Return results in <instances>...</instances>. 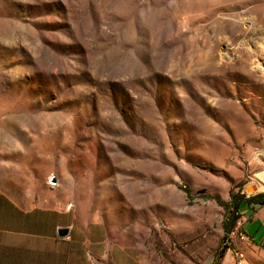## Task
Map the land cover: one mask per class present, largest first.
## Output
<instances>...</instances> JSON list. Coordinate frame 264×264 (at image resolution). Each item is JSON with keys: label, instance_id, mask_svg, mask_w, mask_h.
Segmentation results:
<instances>
[{"label": "rangeland", "instance_id": "obj_1", "mask_svg": "<svg viewBox=\"0 0 264 264\" xmlns=\"http://www.w3.org/2000/svg\"><path fill=\"white\" fill-rule=\"evenodd\" d=\"M263 154L264 0H0V170L76 239L222 246Z\"/></svg>", "mask_w": 264, "mask_h": 264}, {"label": "crops", "instance_id": "obj_2", "mask_svg": "<svg viewBox=\"0 0 264 264\" xmlns=\"http://www.w3.org/2000/svg\"><path fill=\"white\" fill-rule=\"evenodd\" d=\"M10 184L0 170V264H234L233 248L243 250L247 263L264 264V205L255 204L260 196L238 208L248 241L232 236L229 245L221 246L208 229L194 226H175L169 232L147 228L134 240L124 234L114 241L109 232L100 240L96 230L76 239L73 213L23 202ZM232 226L221 227L220 236L228 235ZM59 229L67 234L60 236ZM217 249L221 255L215 254Z\"/></svg>", "mask_w": 264, "mask_h": 264}, {"label": "built area", "instance_id": "obj_3", "mask_svg": "<svg viewBox=\"0 0 264 264\" xmlns=\"http://www.w3.org/2000/svg\"><path fill=\"white\" fill-rule=\"evenodd\" d=\"M50 184H55V182H50ZM243 220L237 218L233 223L232 229L229 232L225 240L222 242V245H229L231 243L232 236H235L240 241H248L246 234L241 230ZM233 256L235 259L234 264H249L244 259L243 250L240 248H233Z\"/></svg>", "mask_w": 264, "mask_h": 264}, {"label": "trees", "instance_id": "obj_4", "mask_svg": "<svg viewBox=\"0 0 264 264\" xmlns=\"http://www.w3.org/2000/svg\"><path fill=\"white\" fill-rule=\"evenodd\" d=\"M243 202L240 198L237 200H233L231 203L228 204V208L231 211V218H226V221L224 222V228L227 229L228 226H232L235 220L238 218V208ZM257 205H264V195H260L259 199L256 201ZM222 250L218 253V255H221Z\"/></svg>", "mask_w": 264, "mask_h": 264}, {"label": "bare ground", "instance_id": "obj_5", "mask_svg": "<svg viewBox=\"0 0 264 264\" xmlns=\"http://www.w3.org/2000/svg\"><path fill=\"white\" fill-rule=\"evenodd\" d=\"M262 156L264 157V154ZM255 183L259 187H261V186L264 187V170L253 175V181H252L251 185H254ZM258 186H257V188H258Z\"/></svg>", "mask_w": 264, "mask_h": 264}, {"label": "water", "instance_id": "obj_6", "mask_svg": "<svg viewBox=\"0 0 264 264\" xmlns=\"http://www.w3.org/2000/svg\"><path fill=\"white\" fill-rule=\"evenodd\" d=\"M52 182H55V180H52ZM58 234H59L60 236H64V235L67 234V230H66V229H59V230H58Z\"/></svg>", "mask_w": 264, "mask_h": 264}]
</instances>
